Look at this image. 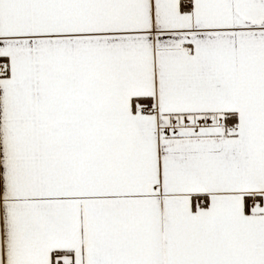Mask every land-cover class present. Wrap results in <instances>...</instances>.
Returning a JSON list of instances; mask_svg holds the SVG:
<instances>
[{"label": "snow or ice", "instance_id": "1", "mask_svg": "<svg viewBox=\"0 0 264 264\" xmlns=\"http://www.w3.org/2000/svg\"><path fill=\"white\" fill-rule=\"evenodd\" d=\"M0 264H264V0H0Z\"/></svg>", "mask_w": 264, "mask_h": 264}]
</instances>
